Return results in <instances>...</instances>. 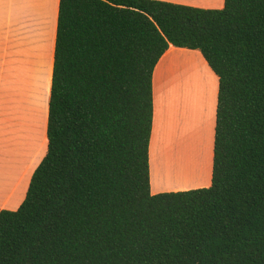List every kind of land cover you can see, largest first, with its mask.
<instances>
[{
	"label": "trees",
	"instance_id": "trees-1",
	"mask_svg": "<svg viewBox=\"0 0 264 264\" xmlns=\"http://www.w3.org/2000/svg\"><path fill=\"white\" fill-rule=\"evenodd\" d=\"M170 45L218 77L211 185L152 194V78ZM46 152L0 264H264V0H59Z\"/></svg>",
	"mask_w": 264,
	"mask_h": 264
},
{
	"label": "crops",
	"instance_id": "crops-1",
	"mask_svg": "<svg viewBox=\"0 0 264 264\" xmlns=\"http://www.w3.org/2000/svg\"><path fill=\"white\" fill-rule=\"evenodd\" d=\"M161 1L207 9L224 6V0ZM58 5L59 0H0V134L6 137L4 144H7L6 129L10 120L16 128L20 127V131L22 126L27 125L31 135L38 132L36 116L27 113L26 92L33 71L46 66V96L40 111V131L46 148ZM152 86L153 121L149 143L151 193L210 186L217 75L199 50L170 45L155 66ZM24 138V134L17 136L13 149L21 150L25 157L29 154L32 139L27 140L25 146ZM13 149L5 148L4 154L0 152V209L16 210L31 179L25 181V158L14 160ZM180 168L185 170L182 177L177 175Z\"/></svg>",
	"mask_w": 264,
	"mask_h": 264
},
{
	"label": "rangeland",
	"instance_id": "rangeland-1",
	"mask_svg": "<svg viewBox=\"0 0 264 264\" xmlns=\"http://www.w3.org/2000/svg\"><path fill=\"white\" fill-rule=\"evenodd\" d=\"M47 73H48V69L46 68V66H42L36 71H33L31 76V84L29 85L27 89L28 91L26 92L28 103L25 106L27 108V113L29 116L32 115V117L33 115L36 116V124H37L38 132L31 135L30 130L28 133L27 125L22 126L20 131V127L16 128L12 120H10L7 123V129H6L7 144L6 143L4 144V140L6 137L3 135V133L0 134V152H3V154L6 153V151H4L5 148L10 150L15 147V143H17V136L24 134L25 138L22 141L26 143V144L24 143L25 146H27L26 141L32 139V142L30 140L31 147L29 150V154H27V156L26 155L25 157L22 156L21 150L19 152L13 149L11 152L15 155L13 157L14 160H17V157L20 158L22 157V159L25 158V174L27 175L25 179L26 182L31 178L32 173L34 172L38 164L41 162L46 152V148L44 149L45 145L43 142V135L42 132L40 131L41 118H42V112L40 111L43 109V104L46 96L45 89H46ZM23 117L26 118V116ZM27 151L28 150H26L25 152L27 153ZM3 158L4 157L2 156V159ZM10 163L15 164V162H10ZM9 207H11V204L9 205Z\"/></svg>",
	"mask_w": 264,
	"mask_h": 264
},
{
	"label": "bare ground",
	"instance_id": "bare-ground-1",
	"mask_svg": "<svg viewBox=\"0 0 264 264\" xmlns=\"http://www.w3.org/2000/svg\"><path fill=\"white\" fill-rule=\"evenodd\" d=\"M184 172H185L184 168H180L178 170V172H177V175L180 176V177H182L184 175Z\"/></svg>",
	"mask_w": 264,
	"mask_h": 264
}]
</instances>
